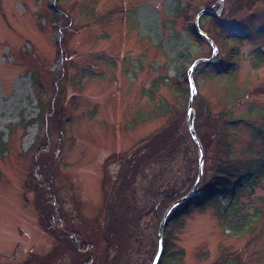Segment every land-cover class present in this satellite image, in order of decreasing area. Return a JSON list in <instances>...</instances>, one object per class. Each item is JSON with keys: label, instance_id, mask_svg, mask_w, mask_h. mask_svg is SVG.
<instances>
[{"label": "rangeland", "instance_id": "1", "mask_svg": "<svg viewBox=\"0 0 264 264\" xmlns=\"http://www.w3.org/2000/svg\"><path fill=\"white\" fill-rule=\"evenodd\" d=\"M204 9L216 15H201L197 38ZM203 34L216 53L194 68L192 99L198 95L215 124L225 110L249 120L253 128L239 124L224 137L235 158H258L264 64L253 62L255 50L264 54V0H0V264L153 263L154 236L144 238L140 258L132 236L155 200L154 169L143 163L133 182L120 159L138 145L144 151L160 127L182 128L183 79L213 55ZM232 47L236 59L227 55ZM161 79L148 100L143 92ZM159 102L170 112L154 115ZM192 111L186 127L196 135ZM212 122L196 119L204 180L223 148ZM121 183L124 191L113 192ZM254 196L262 214L242 236L229 235L213 208L174 215L158 264L179 249L180 264H264V182ZM152 217L144 216L150 233Z\"/></svg>", "mask_w": 264, "mask_h": 264}, {"label": "trees", "instance_id": "2", "mask_svg": "<svg viewBox=\"0 0 264 264\" xmlns=\"http://www.w3.org/2000/svg\"><path fill=\"white\" fill-rule=\"evenodd\" d=\"M199 18H201V16ZM193 31L198 38V31L195 27ZM236 53V49L232 47L229 49L227 55L231 56V59H236ZM254 53L253 64L255 66L264 64V54L261 49L255 50ZM209 63L210 62H202L199 64L204 66ZM228 68L230 69L229 66ZM226 73L228 74L230 72L224 70L220 71V74ZM187 77L188 75L183 79L185 85H187V88L184 90L186 106H188L190 94ZM154 83L156 84H152L148 90L143 92L148 100H153V94L158 92L162 85H165L164 79L160 81L156 80ZM198 101L197 95L196 98L192 99L191 103L192 110H195L192 125L194 126L196 135H191L187 131V107L185 106V113H183L182 118L183 126L181 129L171 126H162L158 132L143 140L146 144L148 142V147L144 151H142L140 145H138V147H134L131 152L125 154L120 159L122 165H124L123 168L127 167L124 178L127 174H130L133 182L137 174L141 171L140 166L143 163V165L147 163L149 166H152L151 169H154V173L151 176H153V186L157 188V193L153 196L155 200L152 202L151 207L148 208L145 206L141 209L139 214L140 222H138L139 225L132 236V251L136 250V254L139 258L145 254V252L142 251V242H144V238L148 235L150 238L153 235L154 238L151 242L152 247L150 249V254H152L151 260H153L158 248L155 225L159 227L160 220L166 210L175 201L186 196L192 190L196 182L198 176V157L196 152L197 144L193 137H195L201 145H204L203 142L205 141L204 138L202 139L203 135L196 130V119L202 117L210 122H212L211 119H213L208 107H203L201 103L199 105ZM169 109L170 108L166 106L164 102H159L154 106L153 114L156 115L158 113L159 116H164L167 112H170ZM231 115L232 112H230V110H225L223 113L216 115V124L212 122V126L209 128L210 133L217 132V134H213V138L218 139L217 145H223V148H218L216 158L211 161L215 166L213 173L209 175V180L203 179L204 171L195 194L176 206L168 216L166 223L177 214L181 217L188 214L191 210L203 212L207 208H213L215 211L219 212L221 225L229 235L235 237L253 232L255 224L262 214L260 208L251 204V200H254V198L255 200L258 199L257 196H254L255 190L264 182V152L260 157L251 159H239L232 155L230 144L224 137L228 129H234L239 124H244L248 126V128H253V126L249 120L245 118L232 119ZM143 119H145V114H143L142 111L137 112L135 120L140 121ZM34 123L38 124L39 121L37 122L36 120L33 124ZM254 130L256 133L264 135V127H257L254 128ZM220 136L224 137L222 141H219ZM211 141L209 140L208 143H215ZM119 177L116 183H119V181L123 183L125 179L121 174ZM121 178L124 180H121ZM122 183L120 184V188L117 187V190L114 188L113 192L117 193L118 191V193L121 194L122 191H124L121 188L123 185ZM110 200L109 198L107 205L111 204ZM146 214H151V216H153L152 219H157L158 221L157 224L154 226L152 225V233H150L149 224L144 220ZM166 244L167 239L164 242L163 238L161 240L162 248L158 262L162 260L166 250ZM183 253L184 251L182 249L170 252L168 254L169 259L167 260V264H180ZM226 262L228 263V261Z\"/></svg>", "mask_w": 264, "mask_h": 264}, {"label": "water", "instance_id": "3", "mask_svg": "<svg viewBox=\"0 0 264 264\" xmlns=\"http://www.w3.org/2000/svg\"><path fill=\"white\" fill-rule=\"evenodd\" d=\"M224 0H219V3H223ZM202 14H206V15H216L215 12L212 11V9H204L202 10L201 12H199L196 16V19H195V27L196 29L199 31L200 29H198V20H199V17L202 15ZM204 35V34H203ZM205 37V35H204ZM206 38V37H205ZM206 40L209 42L211 48H212V57L211 58H208V59H200V60H197L195 61L192 66L190 67L189 69V75H188V81H189V85H190V94H189V100H188V106H187V120L189 121V118H190V115L192 114V108H191V103H192V96L195 92V89H194V85H193V82H192V75H193V70L194 68L199 64V63H202V62H208V61H211L214 57V54L216 53V48L214 46V44H212V42L209 41V39L206 38ZM191 126L189 127V130L191 131ZM194 138V141L196 142L197 146H198V150H199V158H198V176H197V179H196V182L192 188V190L186 195L184 196L183 198L175 201L165 212L162 220H161V223H160V226H159V231H158V251H157V254H156V257L153 261L152 264H157L158 262V259H159V255L161 253V235H162V231H163V228L166 224V220L168 218V216L170 215L171 211L176 207L178 206L179 204H181L183 201H185L187 198L191 197L192 195L195 194L198 186H199V183H200V180H201V176H202V168H203V151L201 149V147L199 146V142L198 140Z\"/></svg>", "mask_w": 264, "mask_h": 264}]
</instances>
